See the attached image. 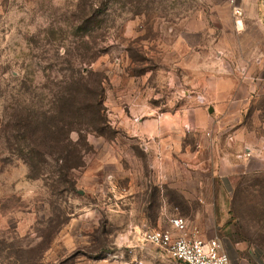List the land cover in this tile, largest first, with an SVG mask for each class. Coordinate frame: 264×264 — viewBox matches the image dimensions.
Instances as JSON below:
<instances>
[{
  "label": "rangeland",
  "instance_id": "1",
  "mask_svg": "<svg viewBox=\"0 0 264 264\" xmlns=\"http://www.w3.org/2000/svg\"><path fill=\"white\" fill-rule=\"evenodd\" d=\"M231 1L0 0V264H124L174 217L264 264V0H236L240 25ZM87 72L109 133L65 181L56 156L34 170L8 116Z\"/></svg>",
  "mask_w": 264,
  "mask_h": 264
},
{
  "label": "trees",
  "instance_id": "2",
  "mask_svg": "<svg viewBox=\"0 0 264 264\" xmlns=\"http://www.w3.org/2000/svg\"><path fill=\"white\" fill-rule=\"evenodd\" d=\"M99 77L87 72L80 79L61 83L49 110L30 111L25 107L8 116L5 128L21 135L23 152L28 151L26 162L31 168L37 170L36 163H46L47 155L56 156L61 180L84 168V154L91 150L88 136L104 137L110 131L104 82ZM74 133L79 136L77 140L72 138Z\"/></svg>",
  "mask_w": 264,
  "mask_h": 264
},
{
  "label": "built area",
  "instance_id": "3",
  "mask_svg": "<svg viewBox=\"0 0 264 264\" xmlns=\"http://www.w3.org/2000/svg\"><path fill=\"white\" fill-rule=\"evenodd\" d=\"M237 24H241L243 9L232 0ZM240 19V20H239ZM122 247L129 262L124 264H145L149 249H155L169 264H231L230 257L221 242L217 239L203 240L189 231L185 218L170 219L167 228L155 227L143 222L133 228L130 237ZM124 257L115 256L123 262Z\"/></svg>",
  "mask_w": 264,
  "mask_h": 264
},
{
  "label": "crops",
  "instance_id": "4",
  "mask_svg": "<svg viewBox=\"0 0 264 264\" xmlns=\"http://www.w3.org/2000/svg\"><path fill=\"white\" fill-rule=\"evenodd\" d=\"M153 250V249H152ZM155 250V249H154ZM156 251V250H155ZM157 252V251H156ZM147 255V254H146ZM147 257L149 258V255L148 256H146V259H147ZM152 258V259H151ZM103 259H105V258H103ZM153 260L154 261H162V262H166L167 264H169L168 263V261L161 255V254H159V253H156V255H151L150 256V258L149 259H147V262H146V260H145V264L147 263V264H150V263H152L153 262ZM107 260H105V262H106ZM105 262H103V263H101V264H106ZM116 263L115 264H119L118 263V261H115Z\"/></svg>",
  "mask_w": 264,
  "mask_h": 264
}]
</instances>
